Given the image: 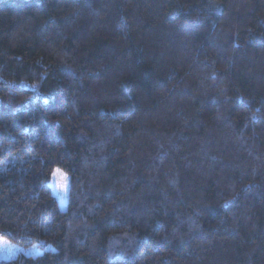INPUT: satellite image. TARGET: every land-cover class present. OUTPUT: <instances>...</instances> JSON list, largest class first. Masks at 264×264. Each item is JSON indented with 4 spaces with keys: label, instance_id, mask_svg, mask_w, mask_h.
I'll return each instance as SVG.
<instances>
[{
    "label": "trees",
    "instance_id": "16d2710c",
    "mask_svg": "<svg viewBox=\"0 0 264 264\" xmlns=\"http://www.w3.org/2000/svg\"><path fill=\"white\" fill-rule=\"evenodd\" d=\"M0 239L264 264V0H0Z\"/></svg>",
    "mask_w": 264,
    "mask_h": 264
},
{
    "label": "rangeland",
    "instance_id": "374dc122",
    "mask_svg": "<svg viewBox=\"0 0 264 264\" xmlns=\"http://www.w3.org/2000/svg\"><path fill=\"white\" fill-rule=\"evenodd\" d=\"M50 187L54 197L57 199L59 206L62 210L67 208L68 203V190L69 178L68 176L55 169L50 181ZM41 253L36 246L30 248L19 247L6 239H0V259L8 260L16 257L19 254L37 255Z\"/></svg>",
    "mask_w": 264,
    "mask_h": 264
}]
</instances>
